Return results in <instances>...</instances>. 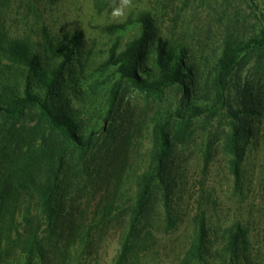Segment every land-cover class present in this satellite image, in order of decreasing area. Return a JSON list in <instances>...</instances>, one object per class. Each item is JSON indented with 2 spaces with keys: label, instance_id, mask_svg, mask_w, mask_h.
Returning a JSON list of instances; mask_svg holds the SVG:
<instances>
[{
  "label": "rangeland",
  "instance_id": "1",
  "mask_svg": "<svg viewBox=\"0 0 264 264\" xmlns=\"http://www.w3.org/2000/svg\"><path fill=\"white\" fill-rule=\"evenodd\" d=\"M44 11L51 33L84 35L78 57L71 66L72 75L67 73L64 83L67 99L56 98V105L66 113L72 109L71 116L80 125V133L96 131L101 138L102 146L98 147L95 158L105 162L103 170L109 175L101 183L105 189L109 188L108 182L117 169H124V173L118 174L124 176L117 194L121 205H117L111 217L97 221L95 232L88 241L84 239L87 247L73 245L78 253L72 263L62 262L61 253L52 251L54 264L114 263L129 229L130 207L138 184L150 171L154 122L176 112L195 116L192 106L209 110L197 114L191 136L173 150L179 226L170 232L165 230L164 199L157 187L149 199L147 212L149 222L157 229L150 262L180 264L194 238V218L201 207L206 212L214 247L209 263L222 262V249L231 230L241 227L249 244L246 249L241 246L238 256H233L230 263L264 264V52H253L242 59L226 93L230 105L247 118L252 131L242 192L234 187L221 149L230 132L228 108L215 111L210 107L214 97L213 74L226 44L238 45L260 34L264 26V0H128L127 3L125 0H60ZM6 14L11 36L40 39L42 20L35 11L12 3ZM142 16L151 19L152 44L161 37L174 49L186 51V65L193 71V95L189 100L184 99L181 89L172 88L167 90L163 101H154L134 87L124 85L109 113L110 92L116 78L112 76L113 68L102 66L112 51H123L141 35ZM123 23L129 25L123 30L110 31L112 26ZM209 145L213 158L206 169L203 156ZM64 173L65 181L61 185L64 215L70 214L76 202L81 204V211L87 212L85 217L92 219L101 196L90 199L93 195L86 188L83 176H76L75 167L67 168ZM112 191L111 187L109 193ZM19 230L22 232L23 228Z\"/></svg>",
  "mask_w": 264,
  "mask_h": 264
},
{
  "label": "trees",
  "instance_id": "2",
  "mask_svg": "<svg viewBox=\"0 0 264 264\" xmlns=\"http://www.w3.org/2000/svg\"><path fill=\"white\" fill-rule=\"evenodd\" d=\"M58 1L0 0V264H54L52 251L61 253L62 262L72 263L78 253L73 245L87 247L88 243L84 245V242L95 232L97 221L111 217L117 205H121L117 194L124 176L118 174L124 173V169H117L116 176L112 177L115 181L111 178L109 188L105 189L101 185L109 179L103 170L105 162L95 158L98 147L102 146L101 138L96 131L80 133V125L71 116L72 109L63 112L55 103L56 98L67 99L64 83L67 73L72 75L71 66L84 37L83 34L58 36L50 32L44 10ZM12 3L38 14L42 20L39 40L10 35L6 10ZM139 22L141 35L123 51H112L102 66L113 68L112 76L116 78L110 92L109 113L124 85L134 87L154 101H163L167 90L172 88L181 89L184 99L189 100L193 95V71L186 65V51L174 49L161 37L152 44L151 19L142 16ZM128 25L118 24L110 31L123 30ZM253 52H264V26L260 34L248 42L226 44L211 82L214 92L211 109L228 108L230 132L221 149L238 192L243 190L252 131L247 118L230 105L226 93L240 62ZM191 109L195 116L186 117L176 112L154 122L150 171L138 184L131 202L129 229L113 264H152L157 229L149 222L147 212L149 199L157 187L164 199L165 230L170 232L179 226L173 150L191 136L197 114L200 116L209 110L200 106ZM203 158L208 169L213 158L212 145ZM69 167H75L76 176H83L86 188L93 195L91 200L101 196L92 219L85 217L87 212L81 211V204L76 202L72 206L81 217L74 207L70 214L64 215L61 185ZM194 225V238L180 264H215L208 262L214 247L210 242L206 212L201 207ZM248 244L245 230L241 227L231 230L222 249L223 260L218 264H236L230 261L238 256L241 246L246 249ZM76 249L79 250L78 246Z\"/></svg>",
  "mask_w": 264,
  "mask_h": 264
},
{
  "label": "clouds",
  "instance_id": "3",
  "mask_svg": "<svg viewBox=\"0 0 264 264\" xmlns=\"http://www.w3.org/2000/svg\"><path fill=\"white\" fill-rule=\"evenodd\" d=\"M128 2V0H125V3H127Z\"/></svg>",
  "mask_w": 264,
  "mask_h": 264
}]
</instances>
